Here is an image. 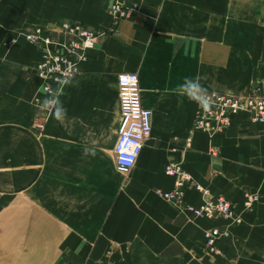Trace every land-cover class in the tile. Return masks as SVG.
Here are the masks:
<instances>
[{
    "label": "crops",
    "instance_id": "1",
    "mask_svg": "<svg viewBox=\"0 0 264 264\" xmlns=\"http://www.w3.org/2000/svg\"><path fill=\"white\" fill-rule=\"evenodd\" d=\"M121 1L134 10L112 31L109 0H0V264H264V123L240 113L184 149L201 92L264 94V0ZM73 21L98 42L47 93L24 32ZM121 72L138 74L152 126L127 174L114 152ZM170 158L240 221L187 216L205 199L194 187L164 198ZM212 227H226L220 254L204 247Z\"/></svg>",
    "mask_w": 264,
    "mask_h": 264
},
{
    "label": "built area",
    "instance_id": "2",
    "mask_svg": "<svg viewBox=\"0 0 264 264\" xmlns=\"http://www.w3.org/2000/svg\"><path fill=\"white\" fill-rule=\"evenodd\" d=\"M113 17L112 31L121 19L134 10L121 0H109ZM25 38L37 46L41 59L34 67L43 80L42 88L47 93L54 92V85L66 81L78 72V63L85 58L86 52L98 42L100 33L80 22H64L61 31L45 33L40 27L24 32ZM121 122L119 135L114 148L117 171L127 174L134 167L143 144L151 137L152 126L149 112L142 105L141 88L138 74L121 72L118 74ZM244 114L251 123H264V94L253 88L247 96H237L215 91H204L199 95V106L194 123L185 137L184 149L191 145L192 135L205 131L210 135L227 129L235 115ZM175 137L174 141H178ZM165 173L174 177L170 190H160L170 202L182 200L187 187L200 189L205 195L204 202L195 206L187 203L183 212L189 217H221L235 222L240 221L235 204L223 196H213L208 188L202 187L183 167V160L170 158ZM256 195H248L246 204L250 205ZM226 233V227H212L204 233V247L208 252L220 254L218 242Z\"/></svg>",
    "mask_w": 264,
    "mask_h": 264
},
{
    "label": "clouds",
    "instance_id": "3",
    "mask_svg": "<svg viewBox=\"0 0 264 264\" xmlns=\"http://www.w3.org/2000/svg\"><path fill=\"white\" fill-rule=\"evenodd\" d=\"M185 87H186L189 91H191V90H193V89H195V88H198L199 85L196 84L195 82L189 80V81H186Z\"/></svg>",
    "mask_w": 264,
    "mask_h": 264
}]
</instances>
